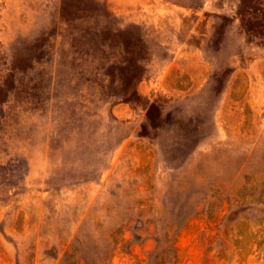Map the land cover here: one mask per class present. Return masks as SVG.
I'll return each mask as SVG.
<instances>
[{"label":"rangeland","instance_id":"1","mask_svg":"<svg viewBox=\"0 0 264 264\" xmlns=\"http://www.w3.org/2000/svg\"><path fill=\"white\" fill-rule=\"evenodd\" d=\"M0 264H264V0H0Z\"/></svg>","mask_w":264,"mask_h":264}]
</instances>
